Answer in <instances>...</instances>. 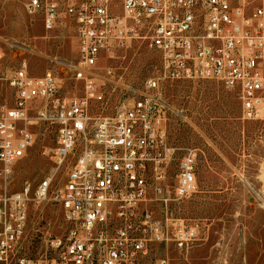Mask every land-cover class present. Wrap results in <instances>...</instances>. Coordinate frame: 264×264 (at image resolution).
Wrapping results in <instances>:
<instances>
[{
    "label": "built area",
    "instance_id": "built-area-1",
    "mask_svg": "<svg viewBox=\"0 0 264 264\" xmlns=\"http://www.w3.org/2000/svg\"><path fill=\"white\" fill-rule=\"evenodd\" d=\"M25 9L42 15L47 32L62 9L72 19L71 71L84 94L58 97L56 77L30 76L26 60L7 79L12 103L0 108V264H140L153 243L188 251L198 226L187 228L167 210L157 219L143 206L151 191L164 207L190 201L197 190L198 151L185 150L167 198L159 186L161 166L171 155L166 107L156 93L160 79H147L140 91L125 88L128 98L111 105V116L92 117V107L109 106L103 87L113 78L111 68L98 66L140 44L159 54L161 79L215 80L236 93L243 121H264V0H25ZM33 108V120L57 127L54 172L38 184L33 200H46L56 173L68 164L57 197L67 227L50 242L49 258L14 259L10 254L24 234L32 197L29 184L11 192L9 180L34 143L27 128Z\"/></svg>",
    "mask_w": 264,
    "mask_h": 264
},
{
    "label": "rangeland",
    "instance_id": "rangeland-1",
    "mask_svg": "<svg viewBox=\"0 0 264 264\" xmlns=\"http://www.w3.org/2000/svg\"><path fill=\"white\" fill-rule=\"evenodd\" d=\"M0 50V108L11 106L7 79L23 60L30 76L51 73L56 77L58 97L83 96L82 82L71 71L76 60L75 25L63 9L55 28L47 32L41 14H27L25 0H0ZM98 67L111 68L113 78L103 87L109 106L92 107V117L111 116V105L128 98L125 88L140 91L147 79H160L156 93L166 107V147L171 155L161 166L158 185L167 198H172L185 150L198 151L197 190L192 199L164 207L160 196L151 191L143 206L157 219L167 210L187 228L196 224L198 238L188 251L170 243H153L140 264H154L158 259L169 264H264V121H243L236 93L215 80L161 79L159 54L140 44L117 52L113 60L102 61ZM94 73L100 78L105 74ZM34 111L27 124L34 143L12 168L9 180L11 192L29 184L32 197L24 234L10 254L14 259L49 258L50 242L63 237L67 227L57 197L65 185L68 164L56 173L46 200L39 204L33 200L38 184L54 172L50 155L57 135L55 124L33 120Z\"/></svg>",
    "mask_w": 264,
    "mask_h": 264
}]
</instances>
